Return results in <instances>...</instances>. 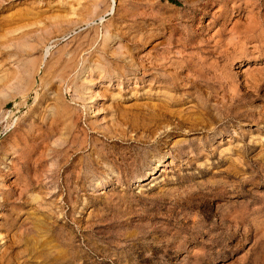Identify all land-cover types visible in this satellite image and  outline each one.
Returning <instances> with one entry per match:
<instances>
[{"label":"rangeland","instance_id":"rangeland-1","mask_svg":"<svg viewBox=\"0 0 264 264\" xmlns=\"http://www.w3.org/2000/svg\"><path fill=\"white\" fill-rule=\"evenodd\" d=\"M0 264H264V0H0Z\"/></svg>","mask_w":264,"mask_h":264},{"label":"bare ground","instance_id":"bare-ground-1","mask_svg":"<svg viewBox=\"0 0 264 264\" xmlns=\"http://www.w3.org/2000/svg\"><path fill=\"white\" fill-rule=\"evenodd\" d=\"M25 12V11H24ZM20 15V14H19ZM14 17V16H13ZM92 22V21H91ZM50 47V46H49ZM95 64V63H94ZM37 72V71H36ZM7 79V78H6ZM16 80V79H15ZM34 82V81H33ZM22 99V98H21ZM19 105H21V104H19ZM61 113V112H60Z\"/></svg>","mask_w":264,"mask_h":264}]
</instances>
